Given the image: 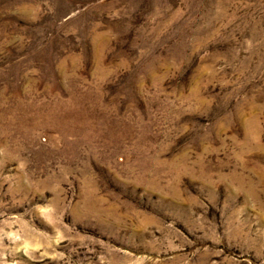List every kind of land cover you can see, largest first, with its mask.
Here are the masks:
<instances>
[{"label": "rangeland", "instance_id": "1", "mask_svg": "<svg viewBox=\"0 0 264 264\" xmlns=\"http://www.w3.org/2000/svg\"><path fill=\"white\" fill-rule=\"evenodd\" d=\"M0 264H264V0H0Z\"/></svg>", "mask_w": 264, "mask_h": 264}]
</instances>
